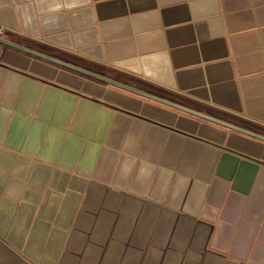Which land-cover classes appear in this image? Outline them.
<instances>
[{
	"label": "crops",
	"instance_id": "0c3cea01",
	"mask_svg": "<svg viewBox=\"0 0 264 264\" xmlns=\"http://www.w3.org/2000/svg\"><path fill=\"white\" fill-rule=\"evenodd\" d=\"M0 36L264 135V0H0ZM0 264H264V141L0 44Z\"/></svg>",
	"mask_w": 264,
	"mask_h": 264
},
{
	"label": "water",
	"instance_id": "95a60500",
	"mask_svg": "<svg viewBox=\"0 0 264 264\" xmlns=\"http://www.w3.org/2000/svg\"><path fill=\"white\" fill-rule=\"evenodd\" d=\"M0 44H4L6 46L18 49V50L26 52V53H29V54H31L33 56L39 57L41 59H44V60H47V61H50V62H53V63L58 64V65H61L63 67H66V68H69L71 70L77 71L79 73L85 74V75L90 76L92 78L101 80V81L106 82L108 84H111L113 86L119 87L121 89L133 92V93L138 94L140 96L149 98L151 100L157 101L159 103L165 104V105L173 107L175 109L187 112L189 114L195 115V116L200 117L202 119H205V120H208V121L223 125L225 127L231 128V129H233L235 131L241 132V133L246 134L248 136H251L253 138H256V139H259L261 141H264V135L259 134L257 132L251 131L249 129L243 128L241 126H238V125L230 123V122H226L224 120H221L219 118L213 117V116L208 115V114H205L203 112L191 109V108L186 107L184 105H181L179 103H176V102H173L171 100L162 98L160 96L151 94L149 92H146V91H143L141 89L135 88V87L130 86L128 84H125L123 82H120V81L114 80L112 78L106 77L104 75L98 74L96 72L90 71V70L85 69L83 67H80V66L74 65L72 63L63 61L61 59L55 58L53 56L44 54V53L39 52L37 50L25 47V46L20 45L18 43H15V42L9 41V40H7L5 38H2L1 36H0Z\"/></svg>",
	"mask_w": 264,
	"mask_h": 264
}]
</instances>
